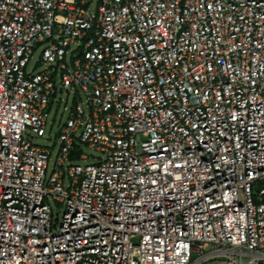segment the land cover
Segmentation results:
<instances>
[{"label": "built area", "instance_id": "built-area-1", "mask_svg": "<svg viewBox=\"0 0 264 264\" xmlns=\"http://www.w3.org/2000/svg\"><path fill=\"white\" fill-rule=\"evenodd\" d=\"M221 259L264 264V0H0V264Z\"/></svg>", "mask_w": 264, "mask_h": 264}, {"label": "rangeland", "instance_id": "rangeland-1", "mask_svg": "<svg viewBox=\"0 0 264 264\" xmlns=\"http://www.w3.org/2000/svg\"><path fill=\"white\" fill-rule=\"evenodd\" d=\"M39 52L40 51L35 53V58L38 57ZM62 99H63L62 102H60L59 104H54L53 107L51 108L50 119L48 122L49 126L47 128L48 138L34 139L35 145L41 146V147H51L52 148L53 154H52L51 162H54V160H56V155L59 150V143L57 142L59 126L61 124L63 125L67 121L70 110L73 108L76 102L75 97L71 93L68 97H62ZM51 122L54 123L53 126L50 125ZM83 151L87 156L90 157L86 162H83V163H87V164L96 163L102 157V155L99 152L93 149H90L86 146L83 147ZM50 167L48 170V175L50 172ZM51 206L54 210L58 209V207L55 206L54 203H51ZM204 264H225V262L223 259H221L217 261H210Z\"/></svg>", "mask_w": 264, "mask_h": 264}]
</instances>
